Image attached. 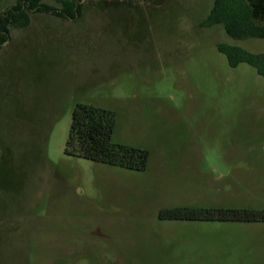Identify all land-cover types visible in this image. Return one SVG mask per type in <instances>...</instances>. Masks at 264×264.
Masks as SVG:
<instances>
[{
  "label": "rangeland",
  "instance_id": "obj_1",
  "mask_svg": "<svg viewBox=\"0 0 264 264\" xmlns=\"http://www.w3.org/2000/svg\"><path fill=\"white\" fill-rule=\"evenodd\" d=\"M18 0H0V15ZM213 0H80L30 13L0 46V264H264V222L162 220L264 210V78L204 27ZM56 10L55 0H42ZM79 104L116 114L146 171L66 153Z\"/></svg>",
  "mask_w": 264,
  "mask_h": 264
},
{
  "label": "trees",
  "instance_id": "obj_2",
  "mask_svg": "<svg viewBox=\"0 0 264 264\" xmlns=\"http://www.w3.org/2000/svg\"><path fill=\"white\" fill-rule=\"evenodd\" d=\"M60 10L43 4L42 0H18L0 15V46L10 39L11 29H25L31 23L30 13H53L63 19L77 20L82 12L80 0H55ZM204 27L222 26L233 40L264 39V0H213L202 24ZM232 68L246 63L264 78V54L226 43H219ZM116 127L115 112L87 104H79L72 116L66 153L94 162L146 171L150 154L147 150L118 144L113 141ZM162 220L264 222V210L231 208L173 207L159 212Z\"/></svg>",
  "mask_w": 264,
  "mask_h": 264
},
{
  "label": "flooded vegetation",
  "instance_id": "obj_3",
  "mask_svg": "<svg viewBox=\"0 0 264 264\" xmlns=\"http://www.w3.org/2000/svg\"><path fill=\"white\" fill-rule=\"evenodd\" d=\"M11 37V36H10ZM8 41V40H7ZM3 45V44H2Z\"/></svg>",
  "mask_w": 264,
  "mask_h": 264
}]
</instances>
